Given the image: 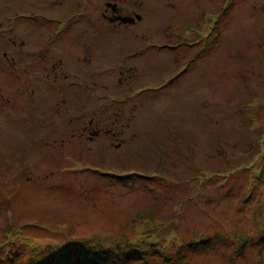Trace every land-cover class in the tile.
Returning <instances> with one entry per match:
<instances>
[{"label":"rangeland","instance_id":"374dc122","mask_svg":"<svg viewBox=\"0 0 264 264\" xmlns=\"http://www.w3.org/2000/svg\"><path fill=\"white\" fill-rule=\"evenodd\" d=\"M0 264H264V0H0Z\"/></svg>","mask_w":264,"mask_h":264},{"label":"water","instance_id":"95a60500","mask_svg":"<svg viewBox=\"0 0 264 264\" xmlns=\"http://www.w3.org/2000/svg\"><path fill=\"white\" fill-rule=\"evenodd\" d=\"M112 9H113L112 16L107 17L109 20H112V21L117 20V21L124 22V23H130V22H133L135 18L139 19L138 13H135L134 15H121V14L114 13L115 7L113 5H112Z\"/></svg>","mask_w":264,"mask_h":264},{"label":"flooded vegetation","instance_id":"af4514ba","mask_svg":"<svg viewBox=\"0 0 264 264\" xmlns=\"http://www.w3.org/2000/svg\"><path fill=\"white\" fill-rule=\"evenodd\" d=\"M114 13L118 14V13H119L118 9H115ZM134 13H135V12H134ZM121 15H122V14H121ZM18 41L21 42L19 39H18ZM88 122H89V123H92V120L89 119ZM105 130H106V132L110 131V134H114V133H115V132H114L115 130H113V128H112L111 126H108V128H106ZM97 133H98V127H97V129L95 128V129L93 130V134L90 135L89 137H92L93 135H96Z\"/></svg>","mask_w":264,"mask_h":264},{"label":"crops","instance_id":"0c3cea01","mask_svg":"<svg viewBox=\"0 0 264 264\" xmlns=\"http://www.w3.org/2000/svg\"><path fill=\"white\" fill-rule=\"evenodd\" d=\"M127 15V14H126ZM135 20H138V19H135Z\"/></svg>","mask_w":264,"mask_h":264}]
</instances>
